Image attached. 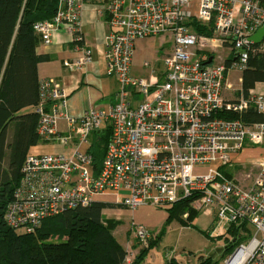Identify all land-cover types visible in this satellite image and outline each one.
I'll use <instances>...</instances> for the list:
<instances>
[{
	"label": "built area",
	"instance_id": "built-area-1",
	"mask_svg": "<svg viewBox=\"0 0 264 264\" xmlns=\"http://www.w3.org/2000/svg\"><path fill=\"white\" fill-rule=\"evenodd\" d=\"M91 0H60L53 18L38 21L34 29L46 45L53 33L66 29L78 43L81 55L66 65L84 70L93 63L94 51L83 43L81 12ZM196 2V9H190ZM101 14L109 26L106 40L107 73L120 85L115 102L89 109L79 117L65 115L66 91L57 83L41 80L39 136L41 141L70 137L58 134V121L66 118L78 142L71 156L60 153L25 158L23 177L15 199L8 205L5 221L11 228L33 233L44 219L87 206L103 194H113L118 203L135 210L152 205L167 210L176 202L195 197L199 212H214L211 235L235 248L227 264H264V159L245 176L223 170L233 167V154L248 145L264 143V93L243 92L228 100L223 93L232 71L242 72L254 53H264V39L251 40L264 26V0H102ZM214 23L212 37L195 32L191 21ZM170 35L172 51L162 59L161 79L153 81L131 73L135 41ZM230 46L234 59L225 61L197 51ZM213 57V61L208 60ZM147 65V63H146ZM254 108L261 121L248 123L238 115ZM107 127L112 137L100 170H95L90 137ZM236 166V165H235ZM234 166V167H235ZM207 168L206 173L196 171ZM188 214L185 215L187 217ZM252 229H244L245 225ZM248 227V226H247ZM136 240L143 245L151 230L132 223ZM237 229L232 235V229ZM224 245V247H225ZM125 264L133 261L128 250Z\"/></svg>",
	"mask_w": 264,
	"mask_h": 264
},
{
	"label": "trees",
	"instance_id": "trees-1",
	"mask_svg": "<svg viewBox=\"0 0 264 264\" xmlns=\"http://www.w3.org/2000/svg\"><path fill=\"white\" fill-rule=\"evenodd\" d=\"M59 3L60 0H0V264H125L128 252L114 234L120 221L103 217L105 208L121 204L93 201L44 219L33 233L17 231L5 221L7 207L15 199L23 177L25 158L30 148L41 142V116L36 112L41 82L38 63L48 60V56L36 51L40 38L34 24L53 18ZM190 24L198 34L214 35V23L202 25L192 20ZM233 59L231 55L226 65ZM241 80L246 96L257 83L264 82V53L252 54ZM221 115L242 118L248 123L263 119L254 108L241 115ZM93 134L90 152L95 170L99 171L112 131L107 127ZM194 200V196L188 197L167 209L166 223L176 217L193 221L199 215L192 205ZM236 232L233 228L231 233ZM234 242L227 251L235 248L238 240ZM157 243L158 239L154 238L147 245L141 243L140 253L131 264H140L148 249ZM213 259L203 258L200 264H213ZM167 262L177 264L173 260Z\"/></svg>",
	"mask_w": 264,
	"mask_h": 264
},
{
	"label": "crops",
	"instance_id": "crops-1",
	"mask_svg": "<svg viewBox=\"0 0 264 264\" xmlns=\"http://www.w3.org/2000/svg\"><path fill=\"white\" fill-rule=\"evenodd\" d=\"M101 1L102 0H91L87 2L81 12L83 43L84 45L88 44L94 51L93 63L88 65L86 69L73 71L66 65L67 63L73 62L81 55L79 51L80 46L74 41L66 29L60 28L56 30L52 35L53 42L49 43V45L44 43L42 35L39 34L40 43L36 51L41 55L48 56V60L38 63V77H40V80H51L65 89L67 103L63 111L65 115L75 118L82 116L88 112L89 109L99 110V108H103L118 99L116 95L120 85L118 84L117 77L107 73L106 36L109 31V26L106 22V17L99 12ZM190 9H196L195 1L191 3ZM200 24L208 25L206 23ZM172 49L173 38L170 35L137 39L135 41V53L132 60L133 65L131 73L136 76L148 77L153 81H158L161 79L163 73L162 58L168 55ZM231 53L230 46L226 45L220 46L210 54H212L215 59L219 58L226 61L231 57ZM229 76L226 80L227 82L223 93L228 100L236 99L242 93V72H238L237 87H234L232 81L229 80ZM263 83L264 82L257 83L251 91H257L259 86ZM57 124L58 134L63 137H70L68 143L64 144L62 140L57 138L52 141H41L38 145L31 147L30 151H35L39 154L60 153L65 156H71L79 139L76 138L74 133H70L65 117L60 119ZM93 136L94 135L90 137L88 145H82L84 149L91 148ZM250 147L251 146H246L239 153L233 154L232 160L237 159L235 155L240 156L245 152L247 153V160L257 159V156L249 154L247 148ZM97 201L115 204L118 203V198L116 195L107 193L98 197ZM205 213H207L209 220L205 223L207 229L204 228L203 230L211 234V231L216 226V214L214 212ZM200 214L199 212V215ZM199 215L197 217H199ZM103 216L120 221V224L117 226L120 231H115V237L127 251L130 249L131 252H133L134 259L139 254L137 248L140 249L141 247L140 245L134 244L132 246L133 249L129 248L133 240H131V236L129 237L127 234L126 223L131 221V224L146 225L152 229V233H155V230L159 229V226L167 220L169 214L167 210H161L155 206H139L136 210H131L119 205L116 206V208H105ZM247 226L246 229H252L251 225Z\"/></svg>",
	"mask_w": 264,
	"mask_h": 264
},
{
	"label": "rangeland",
	"instance_id": "rangeland-1",
	"mask_svg": "<svg viewBox=\"0 0 264 264\" xmlns=\"http://www.w3.org/2000/svg\"><path fill=\"white\" fill-rule=\"evenodd\" d=\"M219 47H216V49ZM213 48H207L206 51H197L198 55H202L204 53L210 54L214 50ZM215 61H218L220 63L224 62V59L216 58ZM238 72L232 71L229 76V80L232 81L234 87L238 86ZM256 93H264V83L261 84L258 88V90L254 91ZM251 146L250 148H247L250 155L257 156V159H264V143L260 145H248ZM247 146V147H248ZM237 159H233V167L227 166L224 171L230 174L236 173V167H240L245 169H239L237 172V176L243 177L245 176V172L252 170L253 172H256L258 165H254L252 163H248L251 159L247 160V153H243L240 156H236ZM255 159V160H257ZM254 161V160H252ZM236 165V166H235ZM240 165V166H239ZM235 166V167H234ZM208 171L207 168L201 169L196 171V173H206ZM142 206H150V205H142ZM152 206V205H151ZM141 207V206H140ZM136 210V209H135ZM201 214L199 217H196L191 222H187L182 217H176L168 224L166 223L167 220L164 221V223L159 226V229L155 230V233L153 235L154 239H158V243L156 245H153V247L148 249L147 254L142 259V262L140 264H168L167 261L173 260L174 262L183 263V264H200L201 260L203 258L209 257L210 254L213 253V251L216 249V247L222 246L224 247L225 241L222 240V238H215L209 232H205L203 229H207V221L209 220V217H207V213L204 210L199 211ZM105 217V216H103ZM105 220H112L107 217H105ZM143 225V224H142ZM147 227L146 225H144ZM151 230L150 227H147ZM126 229L127 234L130 237L131 240V247L133 249V245L137 244L140 247L142 246L141 243L139 244L137 240H135V235L133 232L131 221H128L126 223ZM116 231L119 232L120 230L116 227ZM212 232V231H211ZM116 233V232H115ZM152 233V234H153ZM53 240H57V238H53ZM147 245V244H146ZM141 249V248H140ZM139 248H137V251L140 253ZM130 250V249H129ZM232 251H225L222 254H218L213 260V264H227L225 258L228 257V255ZM168 259V260H167Z\"/></svg>",
	"mask_w": 264,
	"mask_h": 264
},
{
	"label": "water",
	"instance_id": "water-1",
	"mask_svg": "<svg viewBox=\"0 0 264 264\" xmlns=\"http://www.w3.org/2000/svg\"><path fill=\"white\" fill-rule=\"evenodd\" d=\"M263 39H264V26L261 29H259L258 32L252 36L251 40H253L255 43H260ZM212 61H213V57H211L208 60V63H211ZM229 249H230L229 245H225V247H222V246L216 247V249L213 251L212 254H210L209 257H211L213 259L218 254H222Z\"/></svg>",
	"mask_w": 264,
	"mask_h": 264
}]
</instances>
